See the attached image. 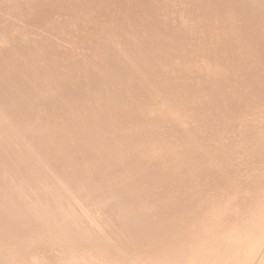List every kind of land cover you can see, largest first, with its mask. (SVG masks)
Returning a JSON list of instances; mask_svg holds the SVG:
<instances>
[{
	"label": "bare ground",
	"instance_id": "6f19581e",
	"mask_svg": "<svg viewBox=\"0 0 264 264\" xmlns=\"http://www.w3.org/2000/svg\"><path fill=\"white\" fill-rule=\"evenodd\" d=\"M0 264H264V0H0Z\"/></svg>",
	"mask_w": 264,
	"mask_h": 264
}]
</instances>
